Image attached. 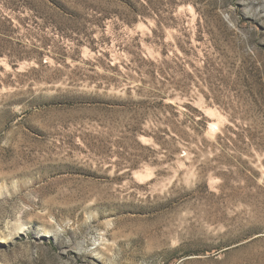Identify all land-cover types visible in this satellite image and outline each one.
Here are the masks:
<instances>
[{
    "label": "rangeland",
    "instance_id": "374dc122",
    "mask_svg": "<svg viewBox=\"0 0 264 264\" xmlns=\"http://www.w3.org/2000/svg\"><path fill=\"white\" fill-rule=\"evenodd\" d=\"M0 264H264V0H0Z\"/></svg>",
    "mask_w": 264,
    "mask_h": 264
},
{
    "label": "bare ground",
    "instance_id": "6f19581e",
    "mask_svg": "<svg viewBox=\"0 0 264 264\" xmlns=\"http://www.w3.org/2000/svg\"><path fill=\"white\" fill-rule=\"evenodd\" d=\"M19 225H20V224H19ZM19 225H17V226L15 227V229H17V230H18V229L20 228V226H19Z\"/></svg>",
    "mask_w": 264,
    "mask_h": 264
}]
</instances>
